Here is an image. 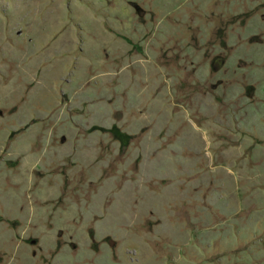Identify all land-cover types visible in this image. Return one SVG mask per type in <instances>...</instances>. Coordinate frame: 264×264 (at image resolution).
I'll list each match as a JSON object with an SVG mask.
<instances>
[{
  "label": "rangeland",
  "instance_id": "374dc122",
  "mask_svg": "<svg viewBox=\"0 0 264 264\" xmlns=\"http://www.w3.org/2000/svg\"><path fill=\"white\" fill-rule=\"evenodd\" d=\"M0 264H264V0H0Z\"/></svg>",
  "mask_w": 264,
  "mask_h": 264
},
{
  "label": "flooded vegetation",
  "instance_id": "af4514ba",
  "mask_svg": "<svg viewBox=\"0 0 264 264\" xmlns=\"http://www.w3.org/2000/svg\"><path fill=\"white\" fill-rule=\"evenodd\" d=\"M137 7H138V6H137ZM139 12L144 13V11H143L141 8H139ZM219 58L221 59V56H220ZM219 58H218V59H219ZM222 62H223V64H222ZM225 63H226V61L223 60V58H222V59H221V62H220V64H219V66H220V65L224 66ZM212 64H213L214 68H218V65L216 66L215 63H212ZM218 83H221V81H219ZM63 227H64V226H63Z\"/></svg>",
  "mask_w": 264,
  "mask_h": 264
}]
</instances>
